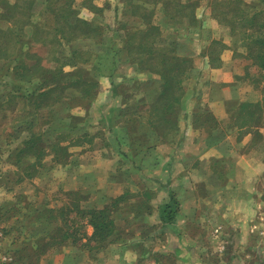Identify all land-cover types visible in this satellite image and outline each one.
I'll return each instance as SVG.
<instances>
[{
  "label": "trees",
  "instance_id": "16d2710c",
  "mask_svg": "<svg viewBox=\"0 0 264 264\" xmlns=\"http://www.w3.org/2000/svg\"><path fill=\"white\" fill-rule=\"evenodd\" d=\"M67 1L69 5L64 10L58 9L61 15L58 12L55 13L54 27L45 31L48 36L42 37L41 30L35 27L31 16L24 19L27 15L25 7L1 0V4L7 6L5 13H0V17L12 21L9 29H0V59L10 69H6L4 73L11 82L6 84L9 88L7 94L22 100L21 107H23L20 110L21 114H17L11 120L1 135L9 142L22 137L20 145L14 150L16 164H21L25 159H32L30 164L23 168L24 177L19 180L33 178L38 167L48 157H51L53 163H64L71 156L72 148L85 149V146H88L90 150H95L97 146H94V141L102 137L103 140L98 149L101 151L113 149L111 155L118 159L115 172L121 175L127 172L135 173L150 181L149 176H146L154 172L155 161L158 160L157 154L154 155V149L157 144L162 143L178 130V123L184 111L186 84L194 71L193 59L186 53L179 52L182 45L171 37L175 34L172 33L164 38L163 33L168 27L186 30L197 26L198 2L194 0H126L125 5L128 7L130 16L138 18L142 27L127 33L128 37L126 34L121 35L122 38L119 40L121 43L128 40L125 54H131L137 58L140 69L138 71L156 75L159 88L151 94V99L140 97L139 103L133 106H128L126 99L121 101L123 105L109 110L108 114L114 112L112 116L118 119L114 125L108 126V133L113 138L112 145L103 135L89 132L91 125L87 118L55 112V108L61 102L75 99L89 107L98 91L97 76L94 77L84 68L88 64L98 63L95 59L97 55L89 52L82 55V51H73L70 59L62 62V56L56 53L63 44L72 42L78 36L97 40L101 35V30L97 26L75 18L76 13L69 7L73 0ZM85 1L89 0H84V3ZM257 1L264 4V0ZM43 2L49 6L51 0ZM24 3L28 4V7L35 5L33 0H25ZM210 3L211 17L219 25L225 26L228 34L235 38L234 44L237 43L238 47L244 50L243 55L242 52H237L234 45L233 56L247 58L251 60L252 67L256 66L264 70V8L247 5L243 0H212ZM71 19L73 21L70 22ZM26 27L27 35H34L37 38L33 40L32 36L31 40L34 46L42 49L43 52L40 55L32 50L22 57L20 50L23 36L26 35L24 33ZM217 45L225 49L222 42L213 40L208 46L209 52L205 54L208 59L212 58V61L216 62L220 59L219 50H215ZM116 54L113 50L110 56L114 57L115 64ZM65 65L72 66L73 71L65 73L63 70ZM98 74H100L99 71ZM113 83V92L117 96L118 86L115 81ZM18 84L21 86L16 87L15 85ZM69 92L72 93V97L67 94ZM193 116L194 128H203L211 132L217 125V121L208 111L196 113ZM231 118L233 127L238 129L246 127L247 131L251 129L250 132L257 135L259 132L257 130L253 132V129L259 126L264 127V105L261 102H243L231 114ZM135 130L136 134H134ZM213 135L212 131L209 139L212 140ZM212 143L215 142L212 140ZM144 170L148 173L140 176ZM151 178L154 181L155 178ZM153 181L150 182L154 183ZM141 193L146 194V192ZM67 194L76 198L69 203V208L62 206L58 209L57 216L50 217L48 212L52 213V209L41 204L37 212H32L29 225L36 219L46 222L50 229L42 235V238L51 241L59 236L54 244H50L51 246L54 245L53 247L57 248L71 244L81 251H86L89 257L93 255L94 258L114 240L118 231L115 222L116 214L123 210L124 205L125 208L133 210L136 216H151L154 210L144 200H142L144 202L139 200L136 206L130 207L131 199H128L126 189L101 208L84 207L82 203L86 202L87 198L80 196L79 192H67ZM18 203L20 202L16 199L9 205L17 209ZM72 211L85 219L83 226L75 230H70L65 225L67 214ZM45 212L47 217H44ZM179 217L178 202L174 193L169 191V200L158 208L159 223L149 224L148 228L159 232L163 228L173 227ZM86 226L92 228L91 235L84 230ZM34 244L41 247L38 241ZM44 248L45 245L42 246V249ZM184 250L191 253L186 247L179 249V251ZM178 259L185 263V259L181 256ZM14 261L12 263L24 261L26 264H32L27 257L16 258Z\"/></svg>",
  "mask_w": 264,
  "mask_h": 264
},
{
  "label": "rangeland",
  "instance_id": "374dc122",
  "mask_svg": "<svg viewBox=\"0 0 264 264\" xmlns=\"http://www.w3.org/2000/svg\"><path fill=\"white\" fill-rule=\"evenodd\" d=\"M5 1H8L10 4L16 3V5H20L19 7H25L27 9V15L24 19L31 16V20L35 27L37 26L41 30L42 37H47L48 35L47 33L45 34V31L54 27L55 13L58 12L61 15V12L58 9L64 10V8L69 5V1L67 0H51L49 6L44 4V0H33L35 5L32 7H28V4L24 3L25 0ZM194 1L198 2L199 6V0ZM211 1L212 0L208 1L206 6V9H209L210 17ZM243 1L247 5L255 6L260 9L264 8V4L257 0ZM125 2L126 0H89L87 2L85 1V3L84 0H73V2H70L69 7L76 13L74 17L97 26L101 30V35L97 40L78 36L72 42L63 44L60 50L56 52L62 56V62L69 60L73 51H82V55L86 52L97 55L95 59L98 63L84 66L90 74L94 77L97 76L98 79V91L95 100L89 105V107L86 106L85 103L79 102L76 99L72 101H64L55 108V112L58 111L57 113L63 112L64 115L70 114L75 117L87 118L91 125L89 132L91 134L103 135L104 138L109 139V142H111L112 145L113 142L111 140L113 138L108 133V126L114 125L118 119L112 116L114 115V112L113 114H108L109 110L115 106L118 107L119 105H123L121 101L126 99L127 103L137 100L140 98V95H145L150 99L151 94L156 92V90H158L157 88H159L158 77L153 74L138 71L139 65L137 58L131 54H125V46L128 43V40H124L123 43L119 40L122 38L120 37L121 35L126 34V37H128L127 33L132 32L138 27H142L141 21L138 18L130 16ZM6 6V4H1L0 0V13H5ZM203 10L205 9L202 8V11ZM200 12L201 11H199V13ZM199 17L201 18V15ZM213 20L216 22V26L214 23H211V25L210 23H202V19L197 18V26L186 30L178 27H168L165 29L163 36L166 38L172 33L175 34L171 35V37H174L179 41V44L182 45L179 52L186 53L192 59L200 49H203V54L209 52L208 46L202 47L204 42L207 43L206 39L210 40V38L219 37L218 40L222 42L223 48H226L227 51H229V53L227 52V59L239 64L232 67V72L234 82L237 84L240 83L241 94L244 98L241 100V103L261 102L262 105H264V78L262 77L264 76V70L258 69L256 66L252 67L251 60L247 58L242 56L235 58L233 56L234 45L237 52H242L243 55L245 54L244 50L241 47H238L237 43L234 44L235 38L228 34L225 26L219 25L215 19ZM71 21H73V19H71L70 22ZM10 24H12V21L0 17V29H9ZM24 33L26 35L23 36L21 43L22 48L20 50L22 57L25 56L24 54L32 50L40 55L43 52L42 49H39L38 46H34L31 40L32 36L33 40H36L37 38H35L34 35H27V27L24 29ZM41 36L38 35V37L42 38ZM223 38H226L225 42L228 41L229 44H224ZM113 50L117 53L115 57L116 64L114 57H110ZM215 50H219V56L220 54L222 55L224 51V49L218 47V45L215 47ZM47 52L49 51L47 50ZM220 62L221 59H219L218 62L212 61V58L208 59V64L212 65V70L217 69ZM6 69L10 70L5 65V62L0 59V100L2 101V105L0 106V264H26L24 261L22 263H18L17 261V263H12L16 258L25 259L26 257L32 264H50L49 262L55 259L56 251H58V247H53L54 245L51 246L50 244H54L59 239V236H56L51 241L43 239L42 235L49 231L50 226L46 224V222H42L38 219H36L33 224L29 225L32 220V212H37L40 209L41 204H44V206L52 209V213L48 212L50 217L57 216L58 209L62 206L69 208V203L76 199L73 195L68 196L67 192H79L80 196H84L88 200L91 196V192L96 193L95 189L98 187V184L96 185L98 180L104 176L105 170H107L108 167L110 168L113 164L111 163L109 166H103L98 170V167H96L98 165L96 163L92 164L90 161L94 160V157L96 160L98 154H103L106 159H110L112 157L111 154L113 149H105L101 152L96 151L98 150V146L101 145V140H103V138L100 137L94 141V146H97L95 150H90L88 146H85V149L72 148L70 149L71 156L67 161H64V163H53L51 157H48L38 167L33 178H25L20 181L19 179L24 177V173L22 172L23 168L30 164L32 159H25L21 164H16L14 150L20 145L22 137L20 136L18 139H13L9 142L2 137L3 135H1L6 126L10 124L11 120H13L17 114H21L20 110L23 109V107H21L22 100L16 97H10L7 94L9 88L6 84L11 82L4 76ZM73 69L74 68L70 65H65L63 68L65 73L72 72ZM98 71L100 74H98ZM191 76L192 77H190V80L186 84L185 95L193 79L201 80L203 78L201 73L197 74L195 71L192 72ZM113 80L115 81L116 86H118L116 88L118 91L117 96H115L113 92ZM203 81L204 79L200 81L201 84L196 82V90L197 87H201L198 91H194V100L201 99L204 91L207 88H212L202 84ZM15 86L19 87L21 85L18 84ZM212 91L214 97L218 98V95L220 94L219 87L215 86V88H212ZM67 94L70 97L73 96L71 92ZM235 98L236 97H230L225 105V113L228 117L226 121L230 123L232 120L231 114L236 111L241 104H237L238 99L236 101ZM96 100L102 104V107L93 111L92 105ZM212 100L214 101V99ZM206 111L210 112L213 118L217 121V125L213 127V129H215H212V131L218 133L220 130L218 119L208 106L197 113ZM183 114L181 119L183 118ZM193 121L194 116H191L190 123L192 125ZM226 125L227 124L222 125L224 130H227ZM261 129H264V127H256L253 129V132H255V130H258L259 132ZM239 130L246 131L245 134L251 133L253 136L251 137L252 143H258L261 139L260 133L253 135V133L250 132L251 129H248L247 131L246 127H240ZM134 134H136V130L134 131ZM239 138L242 139L240 135ZM226 139L227 137L224 135L213 137L212 140L215 143L211 146L212 150L219 146L218 143ZM117 160L114 162V167L110 171V174H108V177L112 178V176H114V179L117 177L116 179L121 183V186L112 187L110 190L119 193L126 189L128 199H131L129 200L130 207H132V205L136 206L139 200H144L146 204L148 203L150 208L158 210L159 207H162L169 200L168 191L166 199L162 198V195L158 193V188L157 190L154 189V183L145 182L137 174H129V172H127L121 175L118 172H115L117 171ZM85 161H88L87 168L79 170V168H81L79 163H83L84 165ZM195 165H197L199 172L203 170L200 161H197ZM128 168L130 169V167ZM228 168L229 167H225L223 170H220L218 167L214 168L211 181L212 185L210 184L209 188L206 187V184L204 183L200 185H198V183L191 187L194 195L196 197H201L203 200V202L198 201V203H196L199 208V215L196 222L197 225L191 228V230L184 225L181 228L182 233H178L180 228L177 227L179 225L182 226V224H184L182 222H177L178 225L176 223L170 228H163L159 232L158 230L152 231V235L150 236L151 240L147 243V252L144 257L139 259L137 264H179L177 262V256H181L185 259V263L181 261L180 264H264V181H260V185L253 187V192H255V190L257 191V201H259L258 215L253 221H249L250 224H252L250 227L251 233L249 234L250 236H246V240L252 237L251 235L253 234L254 238L251 243L250 241H247L244 244H240L241 241L244 240V236L237 232L239 231V227H236V224H238V222L240 223L237 218V214L239 213L237 211L243 206H240L238 202H234L230 208L232 213L234 211V216L231 215L230 219L228 218L230 223L227 227L224 226L220 217V210L223 208L222 204L224 203L220 199L225 196H231L233 198L232 200H234L238 195V191L236 190L224 191L227 186L226 182L229 179L228 175H231L232 173L230 168ZM95 169L98 171L93 173ZM84 174L86 175L83 184L81 183L82 180H80V177ZM155 176L158 177L156 173L152 172L146 177L150 178V181H153V178L151 177ZM196 177L199 178L198 176ZM230 177L233 179L232 176ZM79 182L82 184V187L75 191H70L76 188L77 184L80 185ZM90 182L95 183V186ZM139 187L143 188L139 190ZM99 188L103 187L101 186ZM163 191L166 192V190ZM141 192H146V194ZM16 199L20 202L16 205L17 209L11 207L12 205H9L10 202H14ZM175 199L178 202L179 213H181V211L184 212V209L182 207L180 208V201H178L176 195ZM199 203H201L202 206H200ZM201 207H203L202 211H200ZM44 217H47L46 212ZM84 222L85 219L72 211L67 214V223L65 225L67 228H70V230H75L76 228L83 226ZM87 227L88 226H86L84 230H86ZM182 237L192 239V253L184 250L179 251L177 254L174 251L178 244H184ZM36 241L39 242L41 247H37L35 244L32 245V242L36 243ZM236 244L237 246L238 244L240 245L237 247ZM31 245L34 247L32 248ZM43 245H45L44 249H42ZM60 247H62L61 251H63V246ZM31 256L33 257L32 259ZM78 258H73L72 255H69L66 264H74L73 262L76 260L78 261V264H98L92 260L86 261L83 257Z\"/></svg>",
  "mask_w": 264,
  "mask_h": 264
},
{
  "label": "crops",
  "instance_id": "0c3cea01",
  "mask_svg": "<svg viewBox=\"0 0 264 264\" xmlns=\"http://www.w3.org/2000/svg\"><path fill=\"white\" fill-rule=\"evenodd\" d=\"M208 1L210 0H199L200 4L196 15L197 18L202 19V23H210V25L211 23H214L216 26V22L210 17L209 9H206ZM202 8L205 10L202 11ZM199 11L201 12L199 13ZM200 15L201 18L199 17ZM214 39L218 40L219 37L210 38V40L206 39L207 43L204 42L202 47L209 46ZM225 39L226 38H223V43L229 44L228 41L225 42ZM202 50L203 49H200L195 54L193 64L194 71L197 74L201 73L203 78L201 80L193 79L188 87L189 89L186 93L185 99V110L183 118L178 123V130L168 136L162 143L157 144L154 149V155L157 154L158 158V160L155 161L156 169L154 170V173H156L158 177H154V189L157 190L158 188V193L162 195V198L164 199H166L169 191L174 193V196L176 195L178 197L180 208L182 207L184 209V212L181 211V213H179L180 217L177 221L184 223L182 226H177L180 228L178 233H182L181 228L184 225L190 230L197 225L196 222L199 215V208L196 203H198V201L203 202L201 197H196L194 195L191 187L198 183V185L204 183L206 184V187L209 188L210 184L212 185L211 181L214 168L218 167L220 170H223V168L229 167L232 173L231 175H228L230 180L228 179L226 182L227 186L224 191L236 190L238 191V195L234 200H232L233 198L231 196H225L220 199L224 202L222 204L223 208L220 210V217L224 226L227 227L230 223L228 218L230 219L231 215L234 216V211L232 213V210L230 209L234 202H238L240 206H243L237 211L239 212L237 218L240 221V223L238 222V224H236V227H239V231L237 232L244 236V240H242L240 244H244L247 241H250L251 243L254 234L251 235L252 237L248 238V240H246V236L251 233L250 227L252 224H250V222L257 217L259 206V201H257V191L255 190V192H253V187L260 185V181H264V129L259 131L261 135L260 141H258V143H252L251 137L253 136L251 133L245 134L246 131H240L238 128L233 127L230 122L226 121L228 119L227 114L225 113V105L228 102L227 100L230 99V97H236V101L238 99L237 104H239L241 103V100L244 99L241 94L240 83L237 84L233 79L232 67L239 64L227 59L229 51L225 48L222 55L220 54L219 56L221 59L220 65L217 69L212 70V65L208 64V59H206L208 57H206L205 53H202ZM203 79L204 81L202 84L212 88H215V86L219 87L220 94L218 95V98L214 97L212 88H207L201 99L194 100V91H198L201 87H197L196 90V82L201 84L200 81ZM140 97L142 99L147 98L145 95H140ZM212 99H214V101ZM139 101L138 98L137 100L128 102V106L136 105ZM92 106V110L96 111L102 107V104L96 100ZM207 106L218 119L220 125L219 132H213V136L224 135L227 137L226 140H222L218 143L219 146L215 147L213 150L211 146L214 145V143L209 139V134L212 133V131L208 132L205 129L194 128L190 123L191 116ZM223 124H227V130H224L222 126ZM239 135L242 139L239 138ZM96 151L101 152L99 149ZM94 160H91L90 163H96L98 165L96 166L98 167V170L103 166H109L111 163L113 164L110 168L108 167V169L105 170L104 176L96 183V185L98 184L97 189H95L96 193L91 192L90 198L83 203V206L86 208H101L103 205L108 204L112 198H115L124 192V190L119 193L110 190L112 187L121 186V183L116 178L114 179V176H112V178L108 177V174H110V171L114 167V162L117 159L115 157L106 159L103 154H98V157H96L95 161ZM197 161H200L204 167H202L203 170L200 172L197 165H195ZM79 165L81 167H78L79 170H83V168H87L88 161H85L84 165L83 163H79ZM96 169L94 172L92 170V172L96 173L98 171ZM147 173L148 172L144 170L140 176ZM85 175L86 174L83 176L81 175L80 177V180H82L81 183L83 184L85 182ZM230 176H232L233 179H231ZM142 179L145 182H150L143 176ZM81 183L80 185L77 184V187L70 191L80 189L82 187ZM93 185L95 186V183H93ZM101 186L103 188H99ZM142 188L143 187H139V190ZM163 190H166V192ZM199 205L202 206L201 203H199ZM202 209L203 207H201L200 211H202ZM116 218L115 222L118 231L113 238L114 240L106 249H104V251L98 253L95 258L93 255L89 257L86 251H81L77 247L67 244L62 245L64 248L63 251H61L62 247L57 248L58 251H56L55 259L51 260L49 263L66 264L68 256L72 255L73 258L83 257L86 261L92 260L98 264H137L139 259L144 257L147 252V243L151 240L150 236L152 235V230L148 228L149 224L147 225V223H150V225L159 223V221H157L158 210H153L151 216H136L133 210L125 208L124 205L123 210L116 214ZM86 233L91 235L92 228L88 226ZM182 238L184 244H178L174 251L178 254L180 247H186L192 253V239H189L188 237ZM33 244L34 242H32V245ZM240 244H238V246ZM32 245L31 247L33 248L34 246ZM32 258L33 257L31 256V259ZM178 258H180V256H178ZM177 262L179 264L181 263L179 259H177ZM73 263L78 264V261L76 260Z\"/></svg>",
  "mask_w": 264,
  "mask_h": 264
}]
</instances>
